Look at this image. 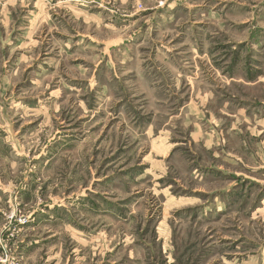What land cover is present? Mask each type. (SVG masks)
I'll return each instance as SVG.
<instances>
[{"label":"rangeland","instance_id":"1","mask_svg":"<svg viewBox=\"0 0 264 264\" xmlns=\"http://www.w3.org/2000/svg\"><path fill=\"white\" fill-rule=\"evenodd\" d=\"M0 264H264V0H0Z\"/></svg>","mask_w":264,"mask_h":264}]
</instances>
